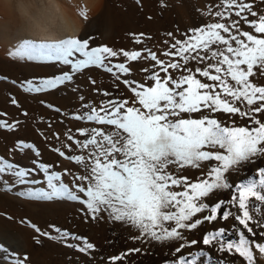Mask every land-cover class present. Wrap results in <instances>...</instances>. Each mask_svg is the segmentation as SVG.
<instances>
[{
    "label": "snow or ice",
    "instance_id": "1",
    "mask_svg": "<svg viewBox=\"0 0 264 264\" xmlns=\"http://www.w3.org/2000/svg\"><path fill=\"white\" fill-rule=\"evenodd\" d=\"M79 15L88 18L86 9L81 8ZM207 15L217 18L216 22L189 29L183 40L173 37L174 43L162 53L168 60L159 59L151 49L143 50L147 52L145 57L142 51L93 46L92 36L18 42L9 53L13 59L56 63L69 69L21 81L19 87L25 93L43 94L61 87L79 92L76 77L95 67L123 83L131 96L97 104L85 103L80 94L81 105L73 112L46 104L69 119L94 125L78 128L75 133L69 128L65 137L71 143L50 146L79 171L53 170V164L41 159L37 145L18 140L14 149L21 155L31 152L35 157L33 167L0 155V192L16 190V195L33 201L78 202L92 220L104 214L110 221L138 231L133 240L147 237L161 243L182 241L172 252L175 258L165 264H235L236 260L256 264L255 253L264 254V166L241 183L230 182L228 174L264 158V84L258 83L264 79V11L257 9L255 0H218L209 6ZM143 36L139 34L136 42L140 43ZM120 56L126 62L114 63L113 58ZM140 59H150L155 62L152 68H158L147 76L150 85L122 79L131 74L127 62ZM190 62L204 66L192 69L187 67ZM170 70L181 74L174 77ZM88 79L93 85L97 83L91 76ZM93 91L105 97L112 95L100 89ZM12 103L17 101L13 99ZM216 113L228 115L231 122L224 123ZM231 117L248 123L238 125ZM18 126L19 121L0 119L2 130L14 131ZM53 136L59 141V133ZM205 164L207 171H201L195 181L179 174L185 168L203 169ZM219 190H231V199L212 205L206 202ZM218 218H232L238 225L234 224L231 231L224 227L209 231L199 241L185 237V231ZM32 227L49 239L79 241L76 247L82 253L95 247L86 237L66 230L55 229L58 235L52 237ZM197 244L203 247L182 254L183 249ZM209 248L228 256L214 257ZM140 251L134 248L113 256L111 264ZM5 257L9 264H29L26 254L21 257L0 243V260Z\"/></svg>",
    "mask_w": 264,
    "mask_h": 264
},
{
    "label": "rangeland",
    "instance_id": "2",
    "mask_svg": "<svg viewBox=\"0 0 264 264\" xmlns=\"http://www.w3.org/2000/svg\"><path fill=\"white\" fill-rule=\"evenodd\" d=\"M30 1L0 0V113H6V116H0V119H6L9 122L19 121V126L14 131L0 129V155L14 159L22 166L33 167L31 161L35 157L31 152L21 155L14 149L18 140H24L37 145L41 152V159L43 162L53 164V170L67 168L79 171L76 165L51 151L50 146L55 148L61 147L64 143H71L65 137V132L69 128L75 133L78 128L94 125L69 119L60 112L48 108L46 104L54 105L65 112H73L81 105V101L78 99L80 94L84 95L85 103L92 101L99 104L100 101L115 97H130L131 93L111 74L95 67L85 70L83 74L76 77L75 82L80 86L79 92L71 91L67 87L43 94L23 92L19 87L21 81L50 77L69 70L67 66L62 68L56 63H42L10 57L9 53L14 50L17 43L25 39L22 32L19 31L23 27L21 2H26L33 9ZM64 1L66 0H63V4L72 2L66 6L74 9V12H70V14L71 16L74 14L73 20H76V24L81 27V34L77 37L92 36L94 37L93 46L107 45L115 50L142 51L145 57L147 52L143 50L151 49L161 60L169 59L162 53L174 43L173 37L183 40L184 34L189 29L209 22H216L217 19L207 15V10L218 0H90L89 5L82 0ZM255 2L257 9L264 11V4L261 3V0H255ZM81 8L87 10V20L79 15ZM243 27L244 30L251 31L247 26ZM141 33L144 36L140 37L141 42L137 43L135 38ZM168 33H172L173 36H169ZM173 51L175 50L173 49ZM113 62H126V58L123 56L118 59L113 58ZM127 63L131 74L123 76L122 79L149 85L152 83L147 80V76L151 71H158V68H152V65L155 64L154 61L140 59ZM197 66L203 67L204 65H197L195 62H190L187 65L192 69ZM142 69H149V72L141 71ZM170 71L174 77L181 74ZM163 75L161 73V76ZM89 76L97 81L95 85L89 82ZM198 78L203 82H208L204 78ZM13 81L16 83L13 84ZM258 83L264 84V79H260ZM94 88L100 89L101 92L108 91L112 95L105 97L101 93L94 92ZM13 99L17 101L16 104L12 103ZM41 101L45 103H41ZM25 112L27 115H24ZM215 115L226 124L231 122L226 114L216 113ZM231 119H234L238 125L248 123L246 119L238 117H231ZM53 133H59V141L53 136ZM73 149L75 150L74 145ZM262 166H264V158L246 164L238 171L230 172L228 174L229 181L233 184L241 183L250 175H254L256 169ZM207 168V164L199 170L185 168L179 174L195 181L201 171H207ZM171 170L175 171V168ZM40 175L37 174V176ZM64 179L68 182L69 177L65 176ZM20 187L18 186V189ZM15 192L16 190L0 192V243L10 252L18 253L21 257L26 254L29 257V264H111V257L134 248H139L141 251L129 254L123 261H117L116 264H165V261L175 258L172 252L182 242L161 243L147 237L143 240H133L132 237L139 235L138 231L121 222H112L104 214H101L103 218L92 220L84 209V205L78 202L33 201L20 197ZM231 196V190H219L206 202L212 205L218 200L227 201L231 199ZM223 210L222 208L221 214ZM206 214L208 213L198 214L197 218ZM234 224L238 225V222L232 218L228 221L218 218L214 222L205 221L198 229L191 232L185 231L184 235L188 240L197 239L199 241L202 240L204 234L218 230L220 227L231 231ZM32 225L41 229L42 232L50 233L52 237L58 235L55 229L66 230L71 234L86 237L95 247L88 253H82L76 247L79 245V241L71 238L67 240L49 239L37 233ZM239 227L242 228V226ZM254 230L260 231V229ZM229 238L235 239L236 237L230 236ZM37 239H39V243H37ZM69 245H73V247H69ZM200 247L203 245L197 244L194 248H185L182 254ZM207 250L214 257L228 256L227 253H219L211 248ZM255 255L256 264H264V254L256 252ZM0 264H9V258L5 257L0 260ZM235 264H243V261L236 260Z\"/></svg>",
    "mask_w": 264,
    "mask_h": 264
},
{
    "label": "bare ground",
    "instance_id": "3",
    "mask_svg": "<svg viewBox=\"0 0 264 264\" xmlns=\"http://www.w3.org/2000/svg\"><path fill=\"white\" fill-rule=\"evenodd\" d=\"M82 1L88 5L90 4L88 2H91L90 0ZM30 2L33 9L26 2H21L23 27L21 26L19 31L22 32L25 39L37 42L53 41L77 37L81 34V27L72 18L74 14L72 16L70 14V12H74V9L66 6L72 4L71 1L70 4H68L69 2L63 4V0H31Z\"/></svg>",
    "mask_w": 264,
    "mask_h": 264
}]
</instances>
